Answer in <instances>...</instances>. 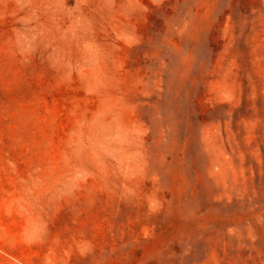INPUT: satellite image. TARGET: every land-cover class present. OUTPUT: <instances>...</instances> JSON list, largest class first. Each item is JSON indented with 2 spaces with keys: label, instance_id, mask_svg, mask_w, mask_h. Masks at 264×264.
<instances>
[{
  "label": "rangeland",
  "instance_id": "374dc122",
  "mask_svg": "<svg viewBox=\"0 0 264 264\" xmlns=\"http://www.w3.org/2000/svg\"><path fill=\"white\" fill-rule=\"evenodd\" d=\"M0 264H264V0H0Z\"/></svg>",
  "mask_w": 264,
  "mask_h": 264
}]
</instances>
